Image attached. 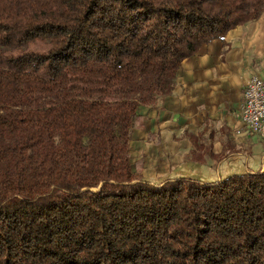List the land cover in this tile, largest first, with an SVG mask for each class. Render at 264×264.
<instances>
[{
	"label": "trees",
	"instance_id": "1",
	"mask_svg": "<svg viewBox=\"0 0 264 264\" xmlns=\"http://www.w3.org/2000/svg\"><path fill=\"white\" fill-rule=\"evenodd\" d=\"M264 0H0V264H264V170L157 183L138 110Z\"/></svg>",
	"mask_w": 264,
	"mask_h": 264
},
{
	"label": "crops",
	"instance_id": "2",
	"mask_svg": "<svg viewBox=\"0 0 264 264\" xmlns=\"http://www.w3.org/2000/svg\"><path fill=\"white\" fill-rule=\"evenodd\" d=\"M253 74L264 77V11L203 44L183 61L159 106L139 108L143 125L133 130L131 149L134 160H143V174L215 181L264 170V138L240 121Z\"/></svg>",
	"mask_w": 264,
	"mask_h": 264
},
{
	"label": "built area",
	"instance_id": "3",
	"mask_svg": "<svg viewBox=\"0 0 264 264\" xmlns=\"http://www.w3.org/2000/svg\"><path fill=\"white\" fill-rule=\"evenodd\" d=\"M240 121L249 134L264 138V77L253 74L247 80Z\"/></svg>",
	"mask_w": 264,
	"mask_h": 264
},
{
	"label": "rangeland",
	"instance_id": "4",
	"mask_svg": "<svg viewBox=\"0 0 264 264\" xmlns=\"http://www.w3.org/2000/svg\"><path fill=\"white\" fill-rule=\"evenodd\" d=\"M142 172H143V170H142ZM143 175H144V174H143ZM144 176H145V178H147V179H149V180H153V181H155V182H157V183H160V182L164 181L165 179H167V178H169V177H173V176H171V175H164V176L156 177V176L154 175V173H151V175L148 174V175H144ZM174 177H175V176H174Z\"/></svg>",
	"mask_w": 264,
	"mask_h": 264
}]
</instances>
